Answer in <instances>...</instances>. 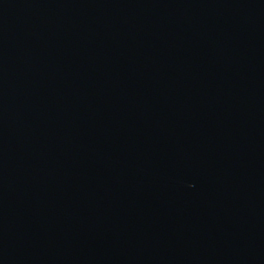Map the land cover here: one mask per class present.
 <instances>
[{"label":"water","instance_id":"1","mask_svg":"<svg viewBox=\"0 0 264 264\" xmlns=\"http://www.w3.org/2000/svg\"><path fill=\"white\" fill-rule=\"evenodd\" d=\"M0 264H264V0H0Z\"/></svg>","mask_w":264,"mask_h":264}]
</instances>
